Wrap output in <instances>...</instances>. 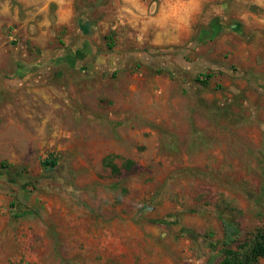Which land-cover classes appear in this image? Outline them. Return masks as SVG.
Returning a JSON list of instances; mask_svg holds the SVG:
<instances>
[{
	"label": "rangeland",
	"instance_id": "rangeland-1",
	"mask_svg": "<svg viewBox=\"0 0 264 264\" xmlns=\"http://www.w3.org/2000/svg\"><path fill=\"white\" fill-rule=\"evenodd\" d=\"M0 163V264H218L264 229V0H0Z\"/></svg>",
	"mask_w": 264,
	"mask_h": 264
},
{
	"label": "trees",
	"instance_id": "trees-1",
	"mask_svg": "<svg viewBox=\"0 0 264 264\" xmlns=\"http://www.w3.org/2000/svg\"><path fill=\"white\" fill-rule=\"evenodd\" d=\"M4 163H0L2 167ZM51 166L55 165L51 161ZM104 165L110 168L113 174H118L121 169L130 171L134 166L133 161L124 160L121 169L110 162V157L104 161ZM15 206V205H14ZM18 217L32 215L37 216L34 210H27L20 206H15ZM223 239H222V260L218 264H255L259 259L264 258V229L259 230L252 238L245 240L243 243H236L237 228L231 222H222ZM236 245L235 248L231 246Z\"/></svg>",
	"mask_w": 264,
	"mask_h": 264
},
{
	"label": "crops",
	"instance_id": "crops-1",
	"mask_svg": "<svg viewBox=\"0 0 264 264\" xmlns=\"http://www.w3.org/2000/svg\"><path fill=\"white\" fill-rule=\"evenodd\" d=\"M80 39H82V38H79V40ZM79 40L74 47H71L69 49H65L63 59L61 58V60L58 61L59 65L49 68L48 72L50 74H52L53 78H55V76L58 73L63 74L65 72L68 61H72V62L75 61V62H81V63L83 62L84 63V62L91 61V59L94 57L95 52L93 51L92 46L89 45V42L88 41H82L83 40L82 39V40H80V43H79ZM138 40H140V36H138ZM59 57H61V55ZM72 62H71V64H72ZM33 66H35V64H33ZM89 68H90L89 65L87 66V68L85 67L86 71H88ZM85 69H84V67L82 68V70H85ZM24 70H25L24 68H22V67L20 68L21 74ZM36 71H40V70L36 69L35 73H36ZM89 71H90V69H89ZM89 71H88V73H89ZM26 74H28V73H26Z\"/></svg>",
	"mask_w": 264,
	"mask_h": 264
}]
</instances>
